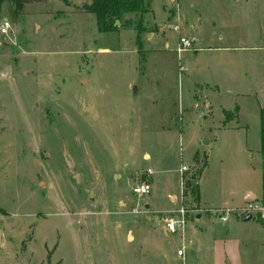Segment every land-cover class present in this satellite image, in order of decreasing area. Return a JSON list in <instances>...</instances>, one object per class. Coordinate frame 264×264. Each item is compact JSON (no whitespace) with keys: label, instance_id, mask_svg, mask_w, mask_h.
Listing matches in <instances>:
<instances>
[{"label":"rangeland","instance_id":"374dc122","mask_svg":"<svg viewBox=\"0 0 264 264\" xmlns=\"http://www.w3.org/2000/svg\"><path fill=\"white\" fill-rule=\"evenodd\" d=\"M89 1L0 0V264H264V0Z\"/></svg>","mask_w":264,"mask_h":264},{"label":"trees","instance_id":"16d2710c","mask_svg":"<svg viewBox=\"0 0 264 264\" xmlns=\"http://www.w3.org/2000/svg\"><path fill=\"white\" fill-rule=\"evenodd\" d=\"M18 9H22L25 4L37 0H13ZM149 0H93L92 4L87 6V9L95 14L97 26L100 32H108L114 30L117 21L121 20L123 16L129 13H139L140 18L136 24L137 29V44L142 47L141 35L145 32L144 14L149 11ZM261 142L262 153L264 155V108L261 113ZM263 190H264V176H263ZM193 193L197 194L198 200L200 198L199 184ZM264 204V197L262 200Z\"/></svg>","mask_w":264,"mask_h":264},{"label":"built area","instance_id":"2783aa9c","mask_svg":"<svg viewBox=\"0 0 264 264\" xmlns=\"http://www.w3.org/2000/svg\"><path fill=\"white\" fill-rule=\"evenodd\" d=\"M10 27V23L6 22L5 24H3L1 31L3 33H7L8 29ZM174 30H179L180 28L178 26H174L173 27ZM180 43H181V48L179 49L180 51L183 49H188L192 47V42L189 40V38H187L186 36H181L180 37ZM188 165H183L181 167V172H185L186 170H188ZM154 173V170H150L147 174V178L140 180L139 182L136 183V185L133 187V193L135 195H137L138 197H145L146 195L150 194L151 190H152V182L150 181V178L152 176V174ZM181 186H182V196L185 198V195L187 193L186 188H185V181L182 178L181 179ZM173 199H176V195H174V197H172ZM183 198V199H184ZM247 210H249L250 212H253V210H257L260 217L264 218V206H260L258 204H253L250 203L247 208ZM217 210V209H216ZM220 211H222L220 209ZM227 213L229 212L228 209H226ZM188 214V210L184 207V205H182V207H180L179 210H177L174 213H170L169 216L165 217V231L168 233H177L180 230L184 229V226L186 224L187 221V216ZM251 214L252 216H254L252 213H248L247 215ZM228 215V214H227ZM227 215H219L218 217L225 221L227 220ZM179 254H182V251H179Z\"/></svg>","mask_w":264,"mask_h":264},{"label":"crops","instance_id":"0c3cea01","mask_svg":"<svg viewBox=\"0 0 264 264\" xmlns=\"http://www.w3.org/2000/svg\"><path fill=\"white\" fill-rule=\"evenodd\" d=\"M264 156V155H263ZM179 170H180V168H178ZM200 178H201V176H200ZM200 180V179H199ZM199 188H200V184H199ZM253 195H255V194H253V193H250L249 194V197L250 196H253ZM256 196V195H255ZM199 202H200V204H201V191H200V198H199ZM221 208V207H220ZM216 209H219V208H216ZM225 209H229V208H225ZM202 217V215L200 216V217H196V219H200ZM252 217H254V216H252ZM246 220V219H245Z\"/></svg>","mask_w":264,"mask_h":264},{"label":"water","instance_id":"95a60500","mask_svg":"<svg viewBox=\"0 0 264 264\" xmlns=\"http://www.w3.org/2000/svg\"><path fill=\"white\" fill-rule=\"evenodd\" d=\"M89 3L92 4L93 3V0H90ZM117 22H119V20ZM200 216H201V214L195 213V217H200ZM251 218H252V215L251 214H249V215H247L245 217L246 220H249Z\"/></svg>","mask_w":264,"mask_h":264}]
</instances>
